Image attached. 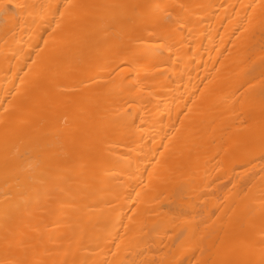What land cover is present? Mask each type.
I'll return each instance as SVG.
<instances>
[{
    "label": "bare ground",
    "instance_id": "1",
    "mask_svg": "<svg viewBox=\"0 0 264 264\" xmlns=\"http://www.w3.org/2000/svg\"><path fill=\"white\" fill-rule=\"evenodd\" d=\"M0 264H264V0H0Z\"/></svg>",
    "mask_w": 264,
    "mask_h": 264
}]
</instances>
